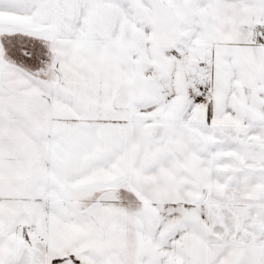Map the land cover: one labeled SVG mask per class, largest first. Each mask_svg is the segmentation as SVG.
<instances>
[{"label":"snow or ice","instance_id":"snow-or-ice-1","mask_svg":"<svg viewBox=\"0 0 264 264\" xmlns=\"http://www.w3.org/2000/svg\"><path fill=\"white\" fill-rule=\"evenodd\" d=\"M0 264H264V0H0Z\"/></svg>","mask_w":264,"mask_h":264}]
</instances>
